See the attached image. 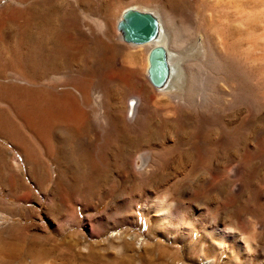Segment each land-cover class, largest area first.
I'll return each instance as SVG.
<instances>
[{
  "label": "rangeland",
  "instance_id": "obj_1",
  "mask_svg": "<svg viewBox=\"0 0 264 264\" xmlns=\"http://www.w3.org/2000/svg\"><path fill=\"white\" fill-rule=\"evenodd\" d=\"M127 5L164 16L180 65L173 89L149 83L150 47L119 39ZM61 39L67 52L57 50ZM120 67L130 88L115 77ZM48 96L66 97L80 116H43ZM81 120V142L98 163L89 179L67 133ZM260 218L264 0H0V248L13 244L5 250L24 259L57 243L61 256L72 241L94 253L76 264H114L97 258L110 253L119 264H204L216 255L215 264H260ZM190 225L192 237H182ZM220 228L245 238L257 229L250 262Z\"/></svg>",
  "mask_w": 264,
  "mask_h": 264
},
{
  "label": "bare ground",
  "instance_id": "obj_2",
  "mask_svg": "<svg viewBox=\"0 0 264 264\" xmlns=\"http://www.w3.org/2000/svg\"><path fill=\"white\" fill-rule=\"evenodd\" d=\"M168 1V0H167ZM172 2V1H171ZM175 4V3H174ZM174 7V6H173ZM133 8H140V10H143V9H146V10H150L152 11L155 16L158 18V21H159V26H158V34L157 36L155 37L154 40L150 41V42H147L145 44H140V46H143L145 48L147 47H150L149 49L151 50L153 47H162L166 53V59H167V62L170 66V73L169 75L167 76L166 80L164 81V83L158 87H154L152 86L153 88L157 89V90H160V91H164V90H167L170 88V89H173L175 85V82L177 81V78H178V72L177 70H179V66L178 65V54H176L175 52H173L170 47H169V43H170V34L169 32L167 33V30H166V27L164 25V16H162L158 11H155L153 9H149V8H142L140 6H136V5H132V6H129L127 7L126 9H124L120 16V20H124V17H125V14L133 9ZM167 13V12H166ZM168 14V13H167ZM167 21L169 19V23L171 21H173L172 19H170V15H167L166 17ZM172 23V22H171ZM119 31V30H118ZM179 34V33H178ZM177 35V34H176ZM122 36H123V32L122 31H119L118 32V37L121 41L122 40ZM178 36V35H177ZM176 36V37H177ZM124 43L128 44V45H132V46H139V45H133L131 43H127L125 41H123ZM68 44V43H67ZM67 44L65 42V40L61 39L59 42H58V46H57V50H59L58 52L60 51H64V52H67ZM69 45V44H68ZM148 49V48H147ZM149 50V52H150ZM149 52H148V56H147V69H146V77H147V74H148V68L150 66V61H149ZM107 53V52H106ZM28 59V58H27ZM31 61H33L32 59H30ZM110 60V59H109ZM25 61V60H24ZM37 61V60H36ZM34 63V62H33ZM32 63V64H33ZM31 64V62L29 63ZM26 65V64H25ZM34 65V64H33ZM33 65H29V66H33ZM38 65V64H37ZM107 65H110L111 66V61L107 63ZM123 65V63H122ZM109 66V67H110ZM125 66V64H124ZM34 67V66H33ZM128 67V66H127ZM37 68V67H36ZM35 69V68H34ZM33 68H31V71L34 70ZM119 69V68H118ZM127 70V71H126ZM35 71V70H34ZM108 74V73H107ZM127 74H128V69L125 68V67H120L119 71H118V74L116 73L115 74V77L116 79L119 81V83L121 82V85L124 84L126 86H128V88H130L131 86L129 85L130 82H128L127 80ZM129 74H131L129 72ZM128 74V76H129ZM103 78V77H102ZM132 78V77H131ZM130 78V79H131ZM129 79V80H130ZM111 80V77L110 76H106L102 79V81L104 82L105 85H107V83ZM132 80V79H131ZM111 82V81H110ZM260 84V83H259ZM132 85V84H131ZM127 88V87H126ZM134 90V88H133ZM136 90V89H135ZM170 91V90H169ZM132 95V94H131ZM83 97V96H82ZM135 98V102L134 101H131V103H129V118L133 117L134 114H135V111H136V107H137V101H138V97H134ZM118 99V98H117ZM112 104V103H111ZM62 113H65V114H68L69 116L71 117H76V116H80V113L76 110L75 108V105L73 104L72 101H70L69 99H67L66 97H62V98H54V97H50L48 96L47 98V102L45 104V107L42 111V114L43 116H47V115H60ZM131 114V115H130ZM82 121V120H81ZM80 121V122H81ZM114 121V122H113ZM112 121L113 124H111L112 128H113V131H117L118 129V122H119V119L117 120V118H115L114 120ZM130 121V120H129ZM86 124L84 121L81 122V125L77 126V127H72V129H69L67 128V133L68 135H70L71 139L68 138V140H75V142H78L80 143V147H79V150H80V153L82 155L83 158L87 159V163H89V173H86V178L85 179H89L91 177V175H93L94 171L98 168L95 162L96 161H93L92 159H95V158H92L91 156V153H88V152H85V148L83 147V143L81 142L82 138L83 137V133L85 132L86 130ZM139 126V125H138ZM71 128V127H70ZM60 130V129H59ZM112 131V132H113ZM66 133V134H67ZM72 142V141H71ZM69 144V143H68ZM73 151V150H72ZM75 153V152H74ZM60 154V153H59ZM99 154V153H97ZM147 154V153H146ZM151 154V153H150ZM149 154V156H150ZM154 156V155H153ZM102 158V157H101ZM66 159V158H65ZM70 159V158H69ZM82 159V158H81ZM142 161L143 163L140 164L139 166V169H143L147 163H144L145 160H146V157L144 155H142ZM75 160V159H74ZM73 160V162H74ZM153 160V159H152ZM67 161V159H66ZM72 162V161H71ZM81 162V161H80ZM79 162V163H80ZM65 163V162H64ZM67 163H69L67 161ZM78 163V164H79ZM70 164V163H69ZM68 165V164H67ZM73 165V163H72ZM75 166V165H74ZM62 167V166H61ZM69 168V167H67ZM67 168L65 170H67ZM71 168V167H70ZM88 168V167H87ZM75 169V167L73 168ZM144 170V169H143ZM64 171V169H63ZM70 171V170H69ZM88 171V170H87ZM68 172V171H66ZM77 173V172H76ZM166 200V199H165ZM156 202V201H155ZM168 202V201H167ZM167 204V203H166ZM169 204V202H168ZM176 204V203H175ZM156 205V204H155ZM158 205V203H157ZM166 206V205H165ZM164 206V207H165ZM153 208V207H152ZM158 211L160 209H163L162 206L159 204L157 207ZM176 208V207H175ZM150 209V208H149ZM155 209V208H154ZM173 210H175L174 208H171ZM170 209V210H171ZM177 210V209H176ZM157 211V210H156ZM166 212V211H165ZM160 213V212H159ZM164 213V212H163ZM178 213H181L180 211ZM161 214V213H160ZM174 213V211H167L165 213L164 216L166 217H176V218H182L183 220V216H177L178 214ZM151 216V219L155 222L156 220V215L155 214H150ZM171 218V219H172ZM175 218V219H176ZM164 219V218H163ZM162 219V220H163ZM170 219V218H169ZM168 218L167 219H164V220H169ZM179 219V220H180ZM163 220V221H164ZM161 222V221H159ZM180 223V222H179ZM162 224V223H161ZM160 224V225H161ZM183 224V223H182ZM257 224L259 225L260 228H264V218H260L257 222ZM256 224V225H257ZM158 225V224H157ZM159 226V225H158ZM167 226V225H166ZM192 227H190L187 232H185L182 237H185V238H188L190 239L192 237V233L194 231V227L193 225H190ZM161 227V226H160ZM163 227V225H162ZM172 227V226H171ZM22 230V229H21ZM264 230V229H263ZM19 231V230H18ZM17 232V231H16ZM23 232V230H22ZM32 232V231H31ZM12 233V232H11ZM19 233V232H18ZM17 233V234H18ZM30 233V232H29ZM45 233V232H44ZM216 233V231H215ZM30 234H33V233H30ZM35 234V233H34ZM33 234V235H34ZM37 234V232H36ZM35 234V238L37 239H43V240H46V242H51L52 241V236L50 237L48 235V233H45V234H38L36 235ZM180 234V233H179ZM258 234V231L257 229H255V231L253 232L252 234V237L250 236L249 238H245L244 236H242L240 233H238L235 229L233 228H220L218 229V235H220V237L224 240H229L228 242H234V245L237 247V249L239 250V253L240 255L243 256V259L245 260V263H247L248 261L250 262V258H248L249 256L246 254V251L250 250V248L252 247V241L251 239H254V237H256V235ZM11 235H13V237H15L14 233H12ZM27 235V234H26ZM178 235V234H177ZM29 236V235H28ZM117 234H114L112 235V237H116ZM17 237V236H16ZM259 237V236H258ZM20 238V237H18ZM16 238V239H18ZM21 238H23L21 236ZM113 238V239H114ZM26 239V238H25ZM184 239V238H183ZM220 239V238H219ZM18 241V240H17ZM24 242V240H22ZM251 241V242H250ZM45 242V243H46ZM72 243L74 242H70L71 245H68L69 248L66 250V253L62 252L60 254H62L61 256H56L54 254L55 250H57V248L59 246H57V243H51V247L48 248V249H44L43 247L40 246V248L42 249H39L37 248L36 246L33 247L32 249V253L30 254V256H28L27 258H24L22 259L23 257L21 256V254H16V252L13 254L12 253H9L10 252V248L12 247V245H4V248H0V264H14V263H18V264H28V261H32L33 264H76L77 261L80 263V262H83L84 260H88L89 257H91L94 253L92 251V249L90 248V250H87V249H83L82 248H77L79 246L77 245H72ZM254 243V241H253ZM256 243V241H255ZM203 244V243H201ZM59 245V244H58ZM255 245V244H254ZM253 245V246H254ZM198 246V245H197ZM202 246V245H201ZM256 246V245H255ZM84 247V246H83ZM46 248V247H45ZM199 248H201L199 246ZM258 248V246H257ZM5 249H10L9 251L5 250ZM21 249V248H20ZM63 249V248H62ZM66 249V248H64ZM14 250V248H13ZM59 251V250H58ZM68 252V254H67ZM117 252V251H116ZM198 252V251H197ZM204 252V251H203ZM194 253V251H193ZM215 253V252H214ZM245 253V254H244ZM67 254V255H66ZM98 254V253H97ZM200 254V253H199ZM103 255V254H102ZM203 255V254H202ZM215 255V254H214ZM203 256H208V255H203ZM202 256V257H203ZM217 256V255H216ZM216 256H212L211 258H204V264H215L218 260H217V257ZM230 256V255H229ZM103 257V258H102ZM100 257V254L97 256L98 259H103L105 258V261L107 259V257L110 259V261H113L114 264H119L117 261V256L114 255V254H109L108 256H102ZM210 257V256H208ZM242 258V257H241ZM71 259H75L76 260V263H73L74 260H71ZM108 260V259H107ZM2 261H5L6 263L2 262ZM99 262V261H98ZM101 263V262H100ZM91 264V263H90ZM105 264V263H104ZM228 264V263H227ZM260 264H264V262H260Z\"/></svg>",
  "mask_w": 264,
  "mask_h": 264
},
{
  "label": "water",
  "instance_id": "obj_3",
  "mask_svg": "<svg viewBox=\"0 0 264 264\" xmlns=\"http://www.w3.org/2000/svg\"><path fill=\"white\" fill-rule=\"evenodd\" d=\"M158 26L159 21L155 14L150 10H140V8L129 10L124 20L119 18L117 22V29L123 32L122 40L133 45L145 44L154 40L158 34ZM149 61L147 79L156 88L164 83L170 73L164 49L153 47L149 52Z\"/></svg>",
  "mask_w": 264,
  "mask_h": 264
}]
</instances>
